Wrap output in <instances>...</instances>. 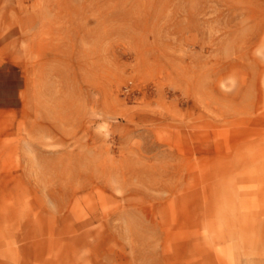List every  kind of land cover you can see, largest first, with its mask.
<instances>
[{"label": "rangeland", "instance_id": "obj_1", "mask_svg": "<svg viewBox=\"0 0 264 264\" xmlns=\"http://www.w3.org/2000/svg\"><path fill=\"white\" fill-rule=\"evenodd\" d=\"M0 264H264V0H0Z\"/></svg>", "mask_w": 264, "mask_h": 264}, {"label": "crops", "instance_id": "obj_2", "mask_svg": "<svg viewBox=\"0 0 264 264\" xmlns=\"http://www.w3.org/2000/svg\"><path fill=\"white\" fill-rule=\"evenodd\" d=\"M24 77L13 62H0V124L23 105Z\"/></svg>", "mask_w": 264, "mask_h": 264}]
</instances>
